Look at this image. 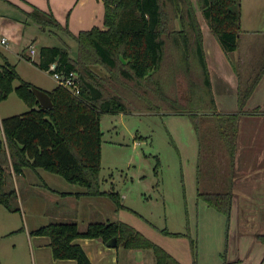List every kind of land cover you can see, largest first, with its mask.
I'll list each match as a JSON object with an SVG mask.
<instances>
[{"label":"trees","instance_id":"1","mask_svg":"<svg viewBox=\"0 0 264 264\" xmlns=\"http://www.w3.org/2000/svg\"><path fill=\"white\" fill-rule=\"evenodd\" d=\"M197 1L240 76L239 110H218L203 30L193 0H103V26L96 24L78 35L72 34L77 42L76 56L71 55L68 45H45L40 49L37 65L42 69L47 71L56 62L57 71L79 72V95L57 85L48 91L53 106L42 108L33 91L35 85L24 80L7 57L0 64V101L16 91L30 107L2 121L0 205L10 211H21L18 191L13 183L9 186L11 169L22 175L25 168L41 167L85 187L88 195H108L122 207L119 192L101 188L104 134L101 118L105 112H130L134 107L188 115L200 142L198 178H212V170L218 178L217 156L221 151L228 174H233L239 121L247 100L264 75V60L255 74L242 76L236 56L242 32V0ZM28 16L44 30L55 29L53 34L58 35L57 31L71 34L68 26L64 27L52 12L34 7ZM17 79L21 82L15 87ZM198 195L223 212L230 223L232 182L224 190H199ZM164 232L188 235L194 262L198 264L196 239L187 233L167 229ZM32 234L49 236L54 256L75 259L77 264H93L83 247L74 242L78 237L106 242L117 237L118 245L126 248H152L158 264H183L162 245L122 220L92 221L84 231L77 221L52 220ZM259 237L264 241V234Z\"/></svg>","mask_w":264,"mask_h":264},{"label":"rangeland","instance_id":"2","mask_svg":"<svg viewBox=\"0 0 264 264\" xmlns=\"http://www.w3.org/2000/svg\"><path fill=\"white\" fill-rule=\"evenodd\" d=\"M8 12L13 13L11 4L0 0V38L3 35L1 25L4 20L1 14ZM242 12H244V18L241 24L240 43L241 52L245 53V60L240 62V70L242 75L248 77L256 73L264 60V0H242ZM36 37L40 39L38 44L35 43L36 48L39 49L45 44L61 45L63 43L49 30H43L39 23L30 20L25 37L21 39V51L19 52V39L13 38L8 40V44L13 45L11 51H7L6 45L1 42L0 50L9 55L10 61L24 80L32 82L36 87L49 90L57 85L56 79L50 72H46L37 65L40 62V53L30 59V50L28 45L26 46ZM246 39H249L248 47L244 46ZM70 43L71 55L76 56L77 42L73 40ZM1 59L3 58L0 56V61ZM96 69L99 67L96 66ZM20 82L18 79L15 80V87ZM29 108L16 91H12L7 99L0 101V138L2 137V121L22 114ZM132 109L130 112H105L101 118V129L104 133L101 188L119 192L121 202L126 207L119 208L107 196L87 195L80 200L78 192L84 191L85 187L71 183L60 174L41 167L27 168L23 177L16 175L11 169L9 186L12 183L15 185L23 209L14 212L5 205H0V233L10 228L18 229L10 234L0 235L2 264H35L26 232L22 233L19 228L39 227L57 220L54 219L53 214L57 212L58 204L49 198L54 189L72 195L65 200L67 203L64 207L71 208L74 205L73 202L81 201L80 209L82 207L100 209L102 214L97 210L88 211V215L94 221L109 218L135 223L137 229L144 231L145 235L158 244L165 242V245L173 250L183 264H195L190 237L167 234L164 232L165 229L187 233L194 237L197 252L207 264L210 262L221 264L222 260L224 263L227 262L226 234L228 230L235 233L238 228V216L235 214L234 222L230 223L224 216L222 222L210 224L209 227H206L202 221L198 223L197 192L194 182L197 135L192 120L188 115L167 113L162 109L159 111L141 107ZM7 168L10 171V167ZM216 188V185H212L211 189L216 190ZM224 188L222 187V190ZM39 207L43 215H40ZM86 214L85 210L84 212L81 210L79 213L81 220H86ZM39 217H42L41 222ZM203 219L201 217V220ZM217 239L221 242L224 239L226 248L224 247L220 255L211 256L212 259L209 262L204 258L203 250L211 245L218 248L214 243ZM229 245L232 247L231 259L237 258L235 257L237 256L236 241L233 239ZM112 248L121 251L124 246L120 244ZM120 255L122 260V252ZM53 257L56 259L54 253Z\"/></svg>","mask_w":264,"mask_h":264},{"label":"crops","instance_id":"3","mask_svg":"<svg viewBox=\"0 0 264 264\" xmlns=\"http://www.w3.org/2000/svg\"><path fill=\"white\" fill-rule=\"evenodd\" d=\"M6 3L11 4L13 13H2V37H6V50L11 51L13 45L8 44L9 39H19V48L21 39L26 34V27L30 25L31 19L28 13L31 12L34 7H39L47 12H52L55 17L61 22L65 27L68 26L71 34L60 31L54 33L58 38L63 39L61 45H68L71 47L70 41L75 40L73 35H78L81 30L90 29L94 25H102L105 13V5L103 0H2ZM195 9L199 22L202 26L203 36H204V48L206 52V58L210 69L212 87L215 94L216 104L218 110L221 112H235L239 110V85L240 76L236 72L231 60L229 59L227 53L222 48L220 42L216 36L211 31V28L204 18L201 9L198 6V1L193 0ZM242 12V23H243ZM35 21V20H34ZM36 22V21H35ZM38 23V22H37ZM41 26V25H40ZM105 28V27H103ZM44 30V29H43ZM52 33L55 30L51 27L46 28ZM19 33V34H18ZM53 34V33H52ZM73 34V35H72ZM241 35V33H240ZM1 37V38H2ZM239 36V46L236 52V56L242 63L245 60V53L241 52V43ZM0 38V40H1ZM249 39H246L244 46L248 47ZM1 42V41H0ZM40 39L38 37L34 38L33 41L26 44L29 50L30 46L33 45L36 49V54H39V48H36L35 43H39ZM2 43V42H1ZM53 45V44H45ZM21 48L19 49V52ZM72 51V50H71ZM21 54V53H19ZM34 55V56H35ZM0 56L3 58L0 64L4 63L5 57L9 59V55L4 51L0 50ZM30 59L31 57L29 52ZM11 62V61H10ZM12 63V62H11ZM46 71V70H45ZM241 71V70H240ZM48 72V71H46ZM21 75V74H20ZM245 77L244 75H242ZM22 77V76H21ZM58 85V83H57ZM53 88L47 90V88H42L46 91H50ZM44 87V86H43ZM244 113L242 114L239 121V130L237 135V150L234 160L233 174H229L226 170V159L223 152L221 155L217 156V165L219 170L218 178H215L216 172L212 170V178L210 176H205L202 180L198 178V164L200 157V142L197 136V155L194 159L195 165V187L197 192L196 203L198 205L197 217L198 223L202 221L206 227L214 223H220L223 221V212L219 211L215 207L211 206L207 201L199 197V190L202 191H221L222 187L226 184L232 182V192H233V206L230 222H234L235 214L238 216L237 220V230L232 233L228 230L227 237V264H264V241L259 237V235L264 234V75L258 85L256 86L254 92L247 100L244 106ZM193 123V122H192ZM197 135V133H196ZM3 137V131H2ZM26 169L24 173L20 175L23 177L26 174ZM208 178V179H206ZM212 185H216V190L211 189ZM52 192L51 200L56 201L58 204L57 212H54L53 217L58 221L74 220L79 224L81 231H84L88 224L94 220L88 215V211L97 210L100 214L101 210L96 207H82L80 209V202H73V207L69 208L64 205L67 203V198H71L72 195L67 193L63 195L59 190L54 189ZM84 191H79V198L87 196L88 194ZM108 191V190H107ZM91 196H107L108 195H91ZM37 198H39L37 196ZM111 198V197H110ZM112 199V198H111ZM113 200V199H112ZM114 204L115 201L113 200ZM20 203V202H19ZM86 204V203H85ZM122 209L126 206L122 203ZM21 206V204H20ZM116 208V207H115ZM121 208V207H119ZM118 208V209H119ZM21 209L23 207L21 206ZM81 210L87 212L86 220H81L79 213ZM121 210V209H120ZM40 215H43L39 207ZM38 215V214H37ZM204 215V216H203ZM26 217V216H25ZM44 217V216H43ZM47 217V216H46ZM201 217L204 219L201 220ZM39 217V222H41ZM49 218V217H48ZM122 220V219H121ZM227 220V216H226ZM25 218V222H26ZM50 221V220H49ZM104 222H110L115 220H110L109 218H103ZM123 221V220H122ZM129 223V222H127ZM257 223V226H256ZM129 224L136 227L135 223L130 222ZM200 225V224H199ZM256 226V227H255ZM41 227V226H39ZM38 226H24L22 227V233L26 232L30 250L33 253L35 264H77L75 259H61L53 257V248L51 246V238L47 235H36L32 234V231L39 228ZM21 229V228H19ZM18 229L10 228L7 231H3L0 235L10 234ZM139 230V229H138ZM200 233V227L198 228ZM144 232V231H143ZM173 232V231H171ZM198 232V231H197ZM146 233V232H145ZM169 234V233H167ZM147 236V235H146ZM170 236V235H168ZM148 237V236H147ZM150 238V237H149ZM194 238V237H193ZM151 239V238H150ZM236 241V253L237 258L231 259L230 250L232 247V240ZM221 242L217 239L214 242L218 248L213 245H208L210 247L203 250L204 258L210 262L211 256L214 254L220 255L226 248V242L224 239ZM154 241V240H153ZM75 243L80 244L93 264H158L155 256V252L152 248L145 247H132V248H121V251H117L110 246L108 242L100 238H90V237H78L74 239ZM157 243V242H156ZM162 246L166 248L170 253H172L176 258L180 259L174 254L173 250L169 246L165 245V242H161ZM123 254V259L121 260L120 253ZM244 255V256H238ZM210 259L208 260V257ZM230 256V258H229ZM247 261V262H246ZM220 262V261H219ZM198 264H207L203 258L198 254ZM211 264V262H210ZM221 264H225L223 260Z\"/></svg>","mask_w":264,"mask_h":264},{"label":"built area","instance_id":"4","mask_svg":"<svg viewBox=\"0 0 264 264\" xmlns=\"http://www.w3.org/2000/svg\"><path fill=\"white\" fill-rule=\"evenodd\" d=\"M0 41L2 43H5L6 37L3 36ZM35 53H36V49L33 45H31L30 46L31 57H33ZM56 68H57V63L53 62L51 63L47 71L53 75L58 85L65 87L73 95H79L81 93V80H80L79 72L76 70H72L69 73H62L61 71H57Z\"/></svg>","mask_w":264,"mask_h":264},{"label":"water","instance_id":"5","mask_svg":"<svg viewBox=\"0 0 264 264\" xmlns=\"http://www.w3.org/2000/svg\"><path fill=\"white\" fill-rule=\"evenodd\" d=\"M33 91H34L37 99L39 100L42 108H50L53 106V100H52L48 91H46L42 88L36 87V86L33 87ZM107 242L110 246H117L118 245V238L112 237Z\"/></svg>","mask_w":264,"mask_h":264}]
</instances>
